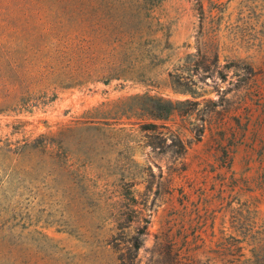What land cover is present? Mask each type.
<instances>
[{
    "label": "rangeland",
    "instance_id": "obj_1",
    "mask_svg": "<svg viewBox=\"0 0 264 264\" xmlns=\"http://www.w3.org/2000/svg\"><path fill=\"white\" fill-rule=\"evenodd\" d=\"M142 1L0 0V264H264V0Z\"/></svg>",
    "mask_w": 264,
    "mask_h": 264
},
{
    "label": "trees",
    "instance_id": "obj_2",
    "mask_svg": "<svg viewBox=\"0 0 264 264\" xmlns=\"http://www.w3.org/2000/svg\"><path fill=\"white\" fill-rule=\"evenodd\" d=\"M18 4H20L22 7H29L31 9H35L38 5L42 4L43 0H17ZM148 6H154L155 2L152 0H143L142 3L139 5L141 8H145L146 10L151 9V7ZM117 15L111 11L105 12V15L102 17V28H103V36H104V42L106 43L107 47H121L126 48V46L131 43V41L134 40L135 33L129 34L128 28L122 27V25H117L123 21L122 14H120V18L116 17ZM149 16V15H148ZM148 17L141 18L139 20L143 21ZM113 35H116L115 38H112ZM133 39V40H132ZM123 58L116 57L115 56H108L105 60V68L104 71L99 73L100 75H84L80 73L73 74L72 78L75 80L74 82H81V80H96L95 78H101L99 80H102L104 83H108L111 79L114 78H121L123 76L122 74L116 73L115 70H117L118 65L123 64ZM98 76V77H97ZM101 76V77H100ZM128 78V77H125ZM131 78V77H130ZM148 99L150 101V105L148 107L143 106L140 107V109L147 111V114L151 116L154 119H167L172 112L175 110L177 104L174 103L171 100L164 99L162 97H156L153 95H145V96H133V99ZM133 201H135L134 198H132ZM132 209L135 211V209L132 207ZM147 225H145L146 229ZM145 229H143L141 234H146ZM134 242L131 245L130 250L137 252L143 242L141 237L136 234L134 235ZM121 262H124L123 259H121ZM132 263V262H131ZM122 264V263H121Z\"/></svg>",
    "mask_w": 264,
    "mask_h": 264
}]
</instances>
